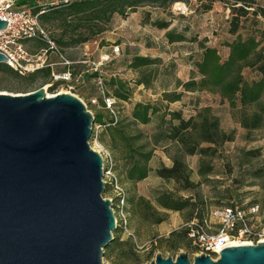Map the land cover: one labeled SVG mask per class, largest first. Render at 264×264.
Listing matches in <instances>:
<instances>
[{"label": "rangeland", "instance_id": "obj_1", "mask_svg": "<svg viewBox=\"0 0 264 264\" xmlns=\"http://www.w3.org/2000/svg\"><path fill=\"white\" fill-rule=\"evenodd\" d=\"M74 1L78 0H33L34 5L42 9L58 8ZM247 1L254 3V7H264V0ZM233 3L235 0H182L170 7L150 5L138 8L123 17L114 15L102 34L86 43L70 46H58L55 40L61 36L64 43L75 39L77 32L71 34V27H66L59 21L45 25L38 20L45 35L41 40L36 38L30 41L26 49L36 57L46 53L45 65L50 66H44L38 71L48 67L49 76L43 78L38 73L31 79L30 75L34 73L20 76L0 72V94L24 95L38 89H43L46 97L70 93L86 106L93 117L101 115L104 125L93 124L90 147L111 157L115 162L113 171L126 191L127 199L143 197L159 216L165 217L161 224H149L129 212L127 231H121L118 235L113 232L112 236H118L120 241L130 239L135 245V254L130 255L128 260H120L117 257L119 251L115 249L110 257H104L103 254L102 264H134L136 261L137 264H148L157 254L163 258L170 256L175 259L181 253L186 254L192 263L194 257L199 256L188 239L176 250L168 249L165 242H162L172 231H183L190 216L188 209L181 212L161 209L156 198L165 193L178 199H191L194 203L193 216L201 213L207 217V226L212 232H215L218 220L211 213L223 207L237 206L247 213L250 207L256 206L257 212L250 219L255 225L264 226V126L247 133L236 122L228 104L222 103L217 95L206 91L184 92L179 102L171 104L162 101L164 92H182L181 88L176 90V80L186 82L191 77L198 80L196 63L201 55L199 42L217 49L222 59L227 57V44L237 35L242 39L255 37L264 49L262 18H254L251 14L246 20L241 18L239 30L236 34H231L228 6ZM208 5H211L209 10L206 9ZM155 21L167 23L168 29L158 30L154 27ZM168 30L184 35L185 41L169 44L164 36ZM133 56L160 60L149 68L150 73L144 72V75L149 74L151 81L147 88L136 85L140 74L128 67ZM94 74L97 76L94 77ZM243 75L249 82L259 77L249 69H244ZM111 79L119 80L125 85L126 93H129L126 101L114 96L117 88L111 84ZM137 103L151 104L158 109L159 112L151 116L149 124H135L132 121L131 113ZM204 107L212 109L219 119L221 129L231 133L233 138L220 146L214 154L202 157L183 156L190 170V180L197 184L193 189L183 190L176 182L158 178L155 173L162 165L171 167L172 158L178 152L177 146L165 142L160 144L161 147L153 148L151 138L165 128L160 127V121L162 117L169 119V116H165L166 112H181L183 118L187 119ZM111 119L117 121L118 129L131 137L134 147L146 145V150L153 149V156L148 163L149 173L144 180L135 183L127 181V153L123 149L109 150V134L106 130ZM207 167L211 171L200 174V168L205 171ZM103 197H114V194L111 190L104 191ZM127 207L130 209L129 205ZM233 241L245 242L240 239Z\"/></svg>", "mask_w": 264, "mask_h": 264}, {"label": "water", "instance_id": "obj_2", "mask_svg": "<svg viewBox=\"0 0 264 264\" xmlns=\"http://www.w3.org/2000/svg\"><path fill=\"white\" fill-rule=\"evenodd\" d=\"M93 124L70 93L0 94V264H102L117 223L103 158L89 143ZM218 254L192 263L157 254L148 264H264V243Z\"/></svg>", "mask_w": 264, "mask_h": 264}, {"label": "trees", "instance_id": "obj_3", "mask_svg": "<svg viewBox=\"0 0 264 264\" xmlns=\"http://www.w3.org/2000/svg\"><path fill=\"white\" fill-rule=\"evenodd\" d=\"M180 1L182 0H78L62 4L58 8L47 7L42 9L34 5L33 0H18L17 5L32 6L34 14L37 15L42 24L51 25L54 21H59L64 26L71 27V34L77 32L75 39L69 43H64L62 36L55 40L58 46H70L86 43L102 34L106 31L114 15L123 17L128 12H134L138 8L150 5L170 7ZM238 4L240 5L238 6ZM253 5L254 3L251 1L235 0V3L228 6L231 15V34L237 33L241 25L240 19L244 18L246 20L249 14L253 15L254 18L264 19V7H254ZM210 8L211 5H208L206 9L209 10ZM153 24L158 30L165 31L168 29V24L163 21H155ZM87 26L91 27L87 29ZM164 36L169 44L185 41L184 35L173 30L166 31ZM37 39L41 40L40 38ZM198 46L201 51L200 58L196 63L198 80L193 77L186 82L176 80V90L181 88L182 92H164L162 101L171 104L179 102L184 92L206 91L217 95L222 103L226 102L228 104L236 118V122L247 133L261 129L264 126V49L260 46V41L252 36L242 39L240 35H237L231 43L227 44L228 54L225 59L221 58L217 49L206 46L204 42H199ZM159 62L158 58L133 56L128 67L140 74L136 85L149 87L151 85L149 74L144 75V72H151L149 68ZM244 69L255 72L259 77L256 80L247 81L243 75ZM0 72L17 74L4 64H0ZM35 72L30 75L31 79H34L38 73H41L43 78L49 76L48 67ZM93 76L96 77L97 74ZM111 84L117 88L114 96L119 100L126 101L129 93H126L125 85L116 79H111ZM157 112H159L158 109L151 104L137 103L133 107L131 119L135 124L147 125L151 121V116ZM165 116H169V119L161 118L160 127L165 128L152 136V146L153 148L161 147L160 144L169 142L177 146L178 152L172 158L171 167L162 165L156 169V176L163 180L176 182L183 190L193 189L197 184L190 180V170L184 162L183 156L197 155L202 157L214 154L220 146L232 140V134L221 129L219 119L213 114L210 107L200 108L194 116L187 119L183 118L181 112L168 111ZM116 123L117 121L114 122L111 119L109 126H107L109 150L123 149L125 154L127 153L126 165L128 167L125 178L129 182H140L148 176V163L154 151L153 149L146 150V145L134 147L131 137L118 129ZM94 124H103L101 115H94ZM117 139L119 142H117ZM201 167L203 168L202 165ZM210 171L209 167L205 171H201L200 168V174L202 175ZM108 190L110 189L106 186L105 192ZM126 203L130 206V209H127L128 213L138 216L149 224H161L165 221V217L159 216L154 207L143 197L136 200L126 198ZM156 203L161 209L167 211L190 210L189 221L186 225L193 220L198 223L207 220V217H204L201 213L193 216L194 203L189 198L178 199L165 193L156 198ZM186 225L183 231H172L162 241L165 242L168 249H178L186 239L191 242L188 235L194 227H187ZM121 231L123 232L124 229L118 225L114 233L118 235ZM115 249L119 251L117 257L120 260H128L130 255L135 254L134 243L130 239L120 241L117 236L104 249V257H110ZM137 263L138 261L134 264Z\"/></svg>", "mask_w": 264, "mask_h": 264}, {"label": "built area", "instance_id": "obj_4", "mask_svg": "<svg viewBox=\"0 0 264 264\" xmlns=\"http://www.w3.org/2000/svg\"><path fill=\"white\" fill-rule=\"evenodd\" d=\"M17 3L18 0L0 1V19L7 22L6 28L0 30V54L7 59L6 66L18 75L25 76L50 64L45 65L47 62L45 52L36 57L27 51L26 46L30 41L36 38L42 39L45 34L37 15L33 12V7L18 6ZM99 154L103 158L105 169L102 181L114 194V197L106 199L111 201L116 223L119 222L117 226L120 225L127 231L126 191L114 174L112 158ZM256 212V206L250 207L247 213L237 206L215 209L211 213L218 220L215 232L207 226V220L203 223H198L196 220L188 223L187 227H194L188 236L197 250V255L204 254L215 261L219 258L218 252L223 250L225 248L223 246L230 240H245L252 246L264 243V226L255 225L250 219Z\"/></svg>", "mask_w": 264, "mask_h": 264}, {"label": "bare ground", "instance_id": "obj_5", "mask_svg": "<svg viewBox=\"0 0 264 264\" xmlns=\"http://www.w3.org/2000/svg\"><path fill=\"white\" fill-rule=\"evenodd\" d=\"M4 0H1V2ZM47 97H50L49 95H47ZM240 245H249L246 242H236V241H228L223 247H229V246H240Z\"/></svg>", "mask_w": 264, "mask_h": 264}]
</instances>
